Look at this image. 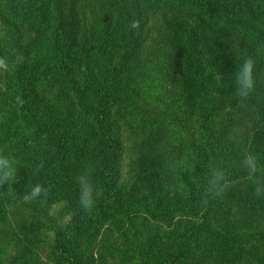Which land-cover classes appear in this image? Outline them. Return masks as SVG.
<instances>
[{
    "label": "trees",
    "instance_id": "16d2710c",
    "mask_svg": "<svg viewBox=\"0 0 264 264\" xmlns=\"http://www.w3.org/2000/svg\"><path fill=\"white\" fill-rule=\"evenodd\" d=\"M75 2L81 0H0V27L16 53L6 72L11 95L0 106V149L20 161L16 182L0 186V218L8 201L14 206L40 184L48 195L34 201L45 210L66 206L70 214L54 230L56 264H93L89 251L99 228H146V214L155 227L167 225L172 245L161 257L142 244L137 264H189L194 251L210 264H241L242 243L264 247V225L233 220L238 190L207 203L204 193L213 167L226 170L228 183L243 178L245 154L256 155L264 169V145L246 151L238 135L213 125L209 94L240 102L235 82L217 83L207 69L235 74L254 58L255 46L264 45V0H109L117 26L95 44L84 39L94 18L80 15ZM133 20L138 29L130 28ZM231 28L237 53L228 44ZM167 86L186 125L170 129V155L134 160L131 184L123 177L124 124L138 102L150 103ZM255 91L244 105L261 113L264 89ZM89 167L96 188L90 214L79 206L78 184ZM257 178L264 176L257 173L242 190L253 192ZM252 201L264 209L258 197Z\"/></svg>",
    "mask_w": 264,
    "mask_h": 264
},
{
    "label": "rangeland",
    "instance_id": "374dc122",
    "mask_svg": "<svg viewBox=\"0 0 264 264\" xmlns=\"http://www.w3.org/2000/svg\"><path fill=\"white\" fill-rule=\"evenodd\" d=\"M108 3L109 0L75 2L80 4V15L90 12L89 14L94 18L91 26L87 27L89 33L84 38L89 43H97L107 31L113 34L112 30L117 26V15L114 13L115 10L112 12L107 8ZM188 19L184 18V21ZM228 44L235 53L239 51L238 40L232 28L229 31ZM254 55L260 64L254 72L255 88L264 89V45L257 44ZM0 58L5 59L8 66L16 58L12 42L1 27ZM7 69L0 68L1 107L8 102L12 90L6 77ZM207 71L217 83L235 82L232 73L218 72L210 67ZM167 88L168 86L158 91L156 98L150 103L138 102L124 124L123 139L127 154L124 158L123 177L131 184H135L136 181L133 173L134 160L141 157L150 159L170 155L171 144L168 140L170 129L178 130L181 125H186L183 114L178 115L172 105ZM208 101V105L215 111L212 121L215 127L224 125L228 131L238 135L246 151L264 145V111L259 113L252 103L247 105L231 103L228 98L213 93L208 95ZM239 165L243 168L241 163ZM160 169L163 181H168L169 175L165 165L160 164ZM246 173L243 178L228 183L225 188L227 191L238 190L241 194L230 207L231 213H235L233 220L239 227L240 225L248 228L254 225L263 226L264 209L257 208L252 201L255 199V192L247 193L242 190L250 185L254 178L250 177L247 171ZM258 173L261 175V172ZM138 183L141 185L143 182L138 181ZM141 188L149 193L147 185L142 184ZM23 196L12 207L8 206L11 202L8 201L5 204L7 211L0 218V264H56L52 254L53 234L56 227L64 226L69 222L68 208L56 205L45 210L37 201L24 203ZM258 198L264 204V198ZM145 218L149 227L132 225L125 233L112 226L99 228L89 251L93 264H137L135 258L138 249H141L142 244L144 246L147 243L154 245V254L166 256L172 245L168 234L169 228L163 224L155 227V221L148 214ZM241 249L240 257L243 261L241 264H264L263 246L255 247L242 243ZM249 253H254L258 258H251ZM189 261V264H210L201 251H194Z\"/></svg>",
    "mask_w": 264,
    "mask_h": 264
},
{
    "label": "clouds",
    "instance_id": "9594fccd",
    "mask_svg": "<svg viewBox=\"0 0 264 264\" xmlns=\"http://www.w3.org/2000/svg\"><path fill=\"white\" fill-rule=\"evenodd\" d=\"M139 27V21L133 20L130 23V28L132 29H138ZM255 65L256 60L248 56L239 65V68L234 74L236 95L241 104H244L255 90ZM7 67L6 60L0 58V68L7 69ZM17 102L22 104L19 98H17ZM185 160H187V158H185ZM241 165L247 170L250 177H254L258 172H261L262 176H264V170L261 168L258 157L254 154H245L241 161ZM19 167V160L13 155H9L6 150L0 149V186H3L6 182H8L9 185L15 183ZM37 171H39V168H37ZM91 171L90 167L85 169L78 178L79 206L89 214L94 208L96 194V188L91 178ZM227 185L228 177L226 170L221 167H213L210 170L208 184L205 189L204 202L207 203L209 197L221 196ZM9 190H12L11 187H9ZM254 192L257 197L264 198V178H257L254 180ZM47 195L48 189L40 184H36L32 186L31 190L27 191L22 201L24 203H30L41 196L47 197Z\"/></svg>",
    "mask_w": 264,
    "mask_h": 264
}]
</instances>
